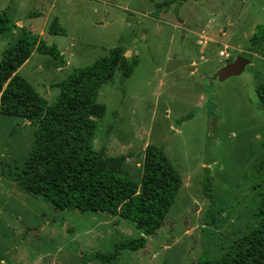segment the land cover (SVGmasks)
<instances>
[{"label": "rangeland", "instance_id": "1", "mask_svg": "<svg viewBox=\"0 0 264 264\" xmlns=\"http://www.w3.org/2000/svg\"><path fill=\"white\" fill-rule=\"evenodd\" d=\"M54 18L64 34L49 35ZM263 24L264 0H0V63L14 57L22 29L60 52L32 53L18 70L49 104L73 69L114 48L137 61L130 77L115 69L102 85L92 148L124 156L139 180L145 148L160 147L182 185L144 248L109 264L216 260L255 227L264 188V42L250 39ZM238 55L250 60L242 74L210 80ZM24 120L0 116V264H80L138 238L129 220L57 210L17 187L13 175L34 142L35 127Z\"/></svg>", "mask_w": 264, "mask_h": 264}, {"label": "trees", "instance_id": "2", "mask_svg": "<svg viewBox=\"0 0 264 264\" xmlns=\"http://www.w3.org/2000/svg\"><path fill=\"white\" fill-rule=\"evenodd\" d=\"M48 33L64 34L65 29L54 18ZM261 42L264 24L250 39L252 45ZM32 53L53 58L60 54L55 45L22 29L14 57L7 64L0 63V116L27 119L35 127L33 145L13 175L14 182L22 192L42 197L57 210L106 212L131 221L141 231L138 238L117 243L112 252L84 257L80 264H109L123 251L143 249L146 238L164 225L181 188V177L162 148L154 145L143 152L139 180L124 168V156L110 157L92 148L95 117L103 112L97 102L102 85L115 69L123 78L130 77L137 61L114 48L94 63L73 69L55 85L58 94L49 104L18 73ZM262 90L258 94H263L264 104ZM256 201L255 227L218 259L200 258L197 264H264V188Z\"/></svg>", "mask_w": 264, "mask_h": 264}, {"label": "water", "instance_id": "3", "mask_svg": "<svg viewBox=\"0 0 264 264\" xmlns=\"http://www.w3.org/2000/svg\"><path fill=\"white\" fill-rule=\"evenodd\" d=\"M249 64L250 60L248 58L238 55L231 63L219 68L210 80L212 82L215 80L224 81L232 76H238L244 72ZM24 122H28V120L25 119Z\"/></svg>", "mask_w": 264, "mask_h": 264}]
</instances>
